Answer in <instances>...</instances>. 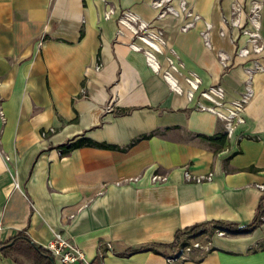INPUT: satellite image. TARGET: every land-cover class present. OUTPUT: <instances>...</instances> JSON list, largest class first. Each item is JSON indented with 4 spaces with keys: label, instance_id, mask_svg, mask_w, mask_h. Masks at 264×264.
I'll use <instances>...</instances> for the list:
<instances>
[{
    "label": "crops",
    "instance_id": "obj_1",
    "mask_svg": "<svg viewBox=\"0 0 264 264\" xmlns=\"http://www.w3.org/2000/svg\"><path fill=\"white\" fill-rule=\"evenodd\" d=\"M252 1L187 0L199 19L184 29L191 19L179 0L161 17L152 0H0V243L23 230L45 246L59 232L84 252L76 264H166L180 247L166 245L187 226L249 223L264 184V68L253 69L264 67V0L263 49L237 54ZM127 9L163 31L158 70L129 46L134 37L118 23ZM167 57L180 91L164 77ZM192 73L200 84L189 99ZM214 84L226 100L249 90L244 122L230 136L223 120L197 107L199 91ZM81 135L118 148L60 154L59 144ZM185 169L212 179L187 182ZM191 241L209 250H192L182 264H264V224ZM142 244L156 251L120 255ZM0 264L17 263L0 253Z\"/></svg>",
    "mask_w": 264,
    "mask_h": 264
},
{
    "label": "built area",
    "instance_id": "obj_2",
    "mask_svg": "<svg viewBox=\"0 0 264 264\" xmlns=\"http://www.w3.org/2000/svg\"><path fill=\"white\" fill-rule=\"evenodd\" d=\"M170 1L171 0H152V6L159 8V17L164 16L167 13L175 12V8L170 4ZM261 1L263 0H253L251 2L246 22L247 26L244 27L246 24H240L242 35L246 37V44L239 46L237 49V54L240 56L245 57L252 54H259L263 49V43L259 33ZM179 3L186 16L191 19L184 25V29L189 28L199 19V15L192 12L187 5V0H179ZM237 10L238 12L240 11L234 7L233 13ZM110 12L111 9L107 14ZM118 23L126 27L134 37L133 42H131L129 46L136 51H141L152 69L158 70L159 66L156 55L162 52L165 45L163 31L152 27L150 23L142 20L137 14L129 9L122 11L118 17ZM233 23L237 24V20L236 22L233 21ZM206 43L208 44L207 41ZM219 57L221 63L226 65L225 57L222 54H219ZM167 61L169 62V69L164 72V77L169 81L173 90L180 91L176 81L170 73V69H176V67L173 64L171 57H167ZM262 68L264 67L258 62L254 63V70H261ZM185 81L190 87L187 96L189 99H192L194 97V92L198 89L200 79L196 74L192 73L185 77ZM248 95L249 90L247 89L241 94V96L232 100H226L223 86L221 84H214L199 91L200 100L197 102V107L201 110L213 112L218 118L223 120L225 132L230 136L236 126L244 122L243 113L248 102ZM183 176L185 181L195 183L210 181L212 179V173L195 175L191 174L188 169L184 170ZM151 179L153 181L163 182L166 181V175L154 174ZM258 188L264 192V184L258 185ZM262 220L264 221V214ZM214 233L221 236L228 232L222 229H216ZM44 247L62 264H76L85 261L84 252L73 242L63 237L59 232H54L53 238ZM194 249L208 251L209 247L207 244H201L198 241H191L188 244L180 246L175 256H168L165 259L166 264H182L181 262L184 261Z\"/></svg>",
    "mask_w": 264,
    "mask_h": 264
},
{
    "label": "trees",
    "instance_id": "obj_3",
    "mask_svg": "<svg viewBox=\"0 0 264 264\" xmlns=\"http://www.w3.org/2000/svg\"><path fill=\"white\" fill-rule=\"evenodd\" d=\"M127 111L128 110H123L122 113H125ZM156 133L157 130L152 131L150 133L141 134L132 139L126 147H122L120 149H125L130 145H133L137 141L148 138ZM203 138L210 142L219 139L220 144H222L225 141V134H220L218 138L215 136H203ZM84 146L107 149L118 148V146L116 145L97 142L83 135L73 137L64 143L59 144L56 148L59 150L61 155H66L70 153L73 149ZM247 169L253 168L248 167ZM263 200L264 192L256 207L255 215L249 223L241 225L236 222H228L223 220H210L195 223L177 231L175 234L174 242L169 245H166V247H171L174 249L178 248L179 246L188 244L191 237H196L197 235L203 233L212 235L216 229H222L227 231L228 233L251 232L260 225L264 224V221L262 220V216L264 214ZM156 247L157 245L154 244H142L136 247H128L123 252H121L120 255H129L131 253L145 250L156 251ZM0 253L4 256L11 257L17 264H26V261L30 264H55L54 257L50 253V251H48L44 246L32 242V240H30L26 232L23 230L19 231L14 237L10 238L9 240L0 243Z\"/></svg>",
    "mask_w": 264,
    "mask_h": 264
},
{
    "label": "rangeland",
    "instance_id": "obj_4",
    "mask_svg": "<svg viewBox=\"0 0 264 264\" xmlns=\"http://www.w3.org/2000/svg\"><path fill=\"white\" fill-rule=\"evenodd\" d=\"M236 9H239V6H237V5H235L234 6ZM250 9V8H249ZM249 12V11H248ZM248 12H247V16L246 17H248ZM236 14H234V16H235ZM236 20H237V18H232L231 19V23L233 22V21H235L236 22ZM237 22H238V20H237ZM246 22H247V18H246V21L244 22V23H241V25H244V24H246ZM247 26V24L244 26V27H246ZM243 27V28H244Z\"/></svg>",
    "mask_w": 264,
    "mask_h": 264
}]
</instances>
